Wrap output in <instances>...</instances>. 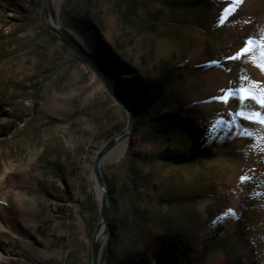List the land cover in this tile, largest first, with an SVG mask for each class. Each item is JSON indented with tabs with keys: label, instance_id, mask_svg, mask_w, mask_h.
I'll list each match as a JSON object with an SVG mask.
<instances>
[{
	"label": "rangeland",
	"instance_id": "rangeland-1",
	"mask_svg": "<svg viewBox=\"0 0 264 264\" xmlns=\"http://www.w3.org/2000/svg\"><path fill=\"white\" fill-rule=\"evenodd\" d=\"M45 3L0 0V264H264V0H52L134 113L108 224L128 115Z\"/></svg>",
	"mask_w": 264,
	"mask_h": 264
},
{
	"label": "water",
	"instance_id": "water-1",
	"mask_svg": "<svg viewBox=\"0 0 264 264\" xmlns=\"http://www.w3.org/2000/svg\"><path fill=\"white\" fill-rule=\"evenodd\" d=\"M45 12L47 14V26L52 31V33L72 52L78 55L97 75V77L104 84L106 90L117 103V105L127 113L128 115V125L126 130L116 139L108 143V145L103 148L94 163V170L97 177V182L102 192L104 193V203L102 210V218L106 224H108V213H109V192L104 185L103 178L100 171V165L103 160L115 149V147L124 141H128L131 137L133 127H134V113L129 108V106L122 100L121 96L117 93L115 88L109 83L107 77L99 67V65L93 60L90 54L84 50L71 36L67 34L56 22L55 14L52 7V0H46L45 3ZM50 12L52 20L48 17ZM107 239V231L101 235L100 238H96L93 245V264H101L102 256L104 252V245Z\"/></svg>",
	"mask_w": 264,
	"mask_h": 264
},
{
	"label": "snow or ice",
	"instance_id": "snow-or-ice-1",
	"mask_svg": "<svg viewBox=\"0 0 264 264\" xmlns=\"http://www.w3.org/2000/svg\"><path fill=\"white\" fill-rule=\"evenodd\" d=\"M242 0H236V3H241ZM249 45H251V41L248 42ZM264 46V45H262ZM251 51L250 47H244L242 48L235 57H232L233 59H237L240 56H243L245 53H248ZM258 67L261 68V70H264V64H259L257 65ZM241 99H246L251 97L253 100H255L257 103H259L260 105L264 106V92H261L259 95H257L256 93L251 92L248 89H244L241 88ZM257 119L259 121V123L264 124V116H261L260 113H255L254 117H249V119ZM244 179V178H242Z\"/></svg>",
	"mask_w": 264,
	"mask_h": 264
},
{
	"label": "bare ground",
	"instance_id": "bare-ground-1",
	"mask_svg": "<svg viewBox=\"0 0 264 264\" xmlns=\"http://www.w3.org/2000/svg\"><path fill=\"white\" fill-rule=\"evenodd\" d=\"M126 148H127L126 141L119 143L115 147V149L107 156L106 159L110 158L111 156H115L116 158L120 157L121 155H123V153L125 152ZM100 237H101V235L98 238H100Z\"/></svg>",
	"mask_w": 264,
	"mask_h": 264
},
{
	"label": "trees",
	"instance_id": "trees-1",
	"mask_svg": "<svg viewBox=\"0 0 264 264\" xmlns=\"http://www.w3.org/2000/svg\"><path fill=\"white\" fill-rule=\"evenodd\" d=\"M54 41H57L60 45H61V47H63V48H67L66 46H64L59 40H56V38L55 37H53L52 38ZM160 93V92H159ZM0 117H2V116H0ZM107 262H109V252L107 251V250H105L104 251V253H103V256H102V263L103 264H106Z\"/></svg>",
	"mask_w": 264,
	"mask_h": 264
}]
</instances>
